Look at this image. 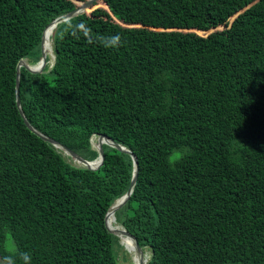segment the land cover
<instances>
[{
	"label": "trees",
	"instance_id": "16d2710c",
	"mask_svg": "<svg viewBox=\"0 0 264 264\" xmlns=\"http://www.w3.org/2000/svg\"><path fill=\"white\" fill-rule=\"evenodd\" d=\"M86 1L0 0L7 264L138 262L105 225L131 156L103 144L98 169L78 166L15 101L18 61L35 65L45 27ZM50 38L52 65L20 67L22 111L84 159L100 134L136 156L110 221L148 249L146 264H264V0H96Z\"/></svg>",
	"mask_w": 264,
	"mask_h": 264
},
{
	"label": "water",
	"instance_id": "95a60500",
	"mask_svg": "<svg viewBox=\"0 0 264 264\" xmlns=\"http://www.w3.org/2000/svg\"><path fill=\"white\" fill-rule=\"evenodd\" d=\"M95 1L96 0H87L86 2H84L82 5H80L76 9L55 18L45 27V29L42 32V36H41V45H40V47H41V58H40V60L35 65H28L24 60H19L17 63L16 77H15V101H16V106L18 108V111H19L22 119H23L24 124L27 126V128L31 132H33L34 134L39 136L44 141L49 142L54 147L60 149L63 153L70 156L74 160V162H76L77 164H79L82 167H86L87 169H90V170H96L99 168V166L102 165L103 160H104V151L102 149L103 144L109 145V146H111V147H113L119 151H122L124 153H127L131 156L132 164H133V173H132V178H131L128 190L119 199L115 200L114 203L111 205V207L106 212L105 225H106L107 229L111 233H113L114 235L119 237V239L125 237L130 241L129 244L131 246V249L134 252V254L137 256V259H138V263H136V264H146V262L141 257V249L138 245L136 238L133 235H131L130 233L126 232V230H124L123 228L116 229L115 227L110 226L109 220H108L109 216H110L111 221H114L115 211L124 205V203L130 197V194L133 191L134 185L136 183L137 174H138V162H137L136 156L129 149H127L123 145L116 143L110 137L103 135V134H100V135H98L97 146H96V150L98 151V156L93 160L84 159L82 156L75 153L74 151H72L71 149L66 147L65 145L59 143L55 139H52L51 137L46 136L45 134H43V133L37 131L35 128H33V126L26 119V117L22 111L21 105H20V96H19L20 67H25L28 71H30L32 73H40L43 71V68L46 64V53H45V50L43 49V41H44L45 31L52 30L58 24L73 18L77 14L83 13Z\"/></svg>",
	"mask_w": 264,
	"mask_h": 264
},
{
	"label": "clouds",
	"instance_id": "9594fccd",
	"mask_svg": "<svg viewBox=\"0 0 264 264\" xmlns=\"http://www.w3.org/2000/svg\"><path fill=\"white\" fill-rule=\"evenodd\" d=\"M52 35V34H51ZM51 39V38H50ZM120 43L119 41V37H115V38H112L110 41L107 42V44L105 46L107 47H115V46H118ZM48 56V58L50 59V65H52V63L54 62V55L52 53V45H51V55H46ZM46 63H47V60H46ZM97 139H98V136H96ZM121 145V144H120ZM92 146V145H91ZM125 147V146H124ZM77 165V164H76ZM78 166H80L78 164ZM119 199V198H118ZM115 218V217H114ZM114 222H115V219H114ZM116 228V227H115ZM122 228V227H121ZM120 242H121V239H120ZM138 242V241H137ZM122 244V242H121ZM123 245V244H122ZM139 245V244H138ZM124 246V245H123ZM140 247V245H139ZM141 249V257L143 258V260L147 263L148 261V258H149V254L150 252L148 251V249H144L142 247H140ZM128 251V250H127ZM129 255H130V252H128ZM23 259V264H30V257H28L26 254L22 257ZM8 264H12V261H8Z\"/></svg>",
	"mask_w": 264,
	"mask_h": 264
},
{
	"label": "bare ground",
	"instance_id": "6f19581e",
	"mask_svg": "<svg viewBox=\"0 0 264 264\" xmlns=\"http://www.w3.org/2000/svg\"><path fill=\"white\" fill-rule=\"evenodd\" d=\"M52 30H47L45 31L44 33V41H43V49L45 50V53L46 55H51V34H52ZM49 35V36H48ZM97 146V144L95 145V147ZM110 216H109V223L111 224L112 227H116V229H121V226H119V224H115V223H112L110 221ZM127 239V238H126ZM128 240V239H127ZM128 242L130 243V241L128 240ZM129 247L131 248L130 244H129ZM128 252H130V256L132 255H135L134 252L132 250H129ZM135 263H138V262H135Z\"/></svg>",
	"mask_w": 264,
	"mask_h": 264
},
{
	"label": "rangeland",
	"instance_id": "374dc122",
	"mask_svg": "<svg viewBox=\"0 0 264 264\" xmlns=\"http://www.w3.org/2000/svg\"><path fill=\"white\" fill-rule=\"evenodd\" d=\"M97 137L96 136H93L92 139H91V145H92V148L96 149L95 145L97 144ZM72 163L74 164H77L76 162H74V160L72 159ZM78 165V164H77ZM6 245L8 247L11 248V250L14 249V242L12 240V238L10 236L7 237L6 239ZM122 249V248H121ZM123 249H126V247L124 246ZM127 250V249H126ZM0 264H7L4 260L0 259Z\"/></svg>",
	"mask_w": 264,
	"mask_h": 264
}]
</instances>
